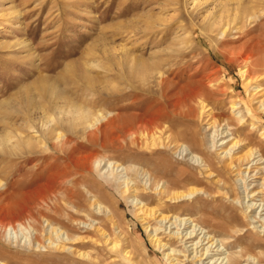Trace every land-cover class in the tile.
Listing matches in <instances>:
<instances>
[{"label": "rangeland", "instance_id": "rangeland-1", "mask_svg": "<svg viewBox=\"0 0 264 264\" xmlns=\"http://www.w3.org/2000/svg\"><path fill=\"white\" fill-rule=\"evenodd\" d=\"M196 1L0 0V264H172L167 249L185 250L176 238L193 226L148 218L146 230L140 201L195 221L196 230L215 236L223 257L236 254L234 264H264V203L256 198L251 208L246 194V187L262 190L264 171L210 177L200 159L234 139L245 152L264 149V75H240L245 58L264 44V0H201L194 7ZM243 6L254 12L245 25ZM221 18L238 28L226 43L201 26L217 30ZM248 30L250 37L236 39ZM150 65L177 83L168 98L131 88L132 75L141 78ZM198 82L216 94L203 99V113L193 97ZM55 101L84 107L89 121L59 125L48 108ZM189 103L191 116L174 115L159 133L161 144H146L151 139L139 130ZM36 109L44 116H30ZM209 112L223 115L216 129ZM236 128L244 132L231 135ZM156 184L201 193L175 204ZM154 229L165 250L151 241ZM66 233L74 240L63 244Z\"/></svg>", "mask_w": 264, "mask_h": 264}, {"label": "bare ground", "instance_id": "bare-ground-1", "mask_svg": "<svg viewBox=\"0 0 264 264\" xmlns=\"http://www.w3.org/2000/svg\"><path fill=\"white\" fill-rule=\"evenodd\" d=\"M203 3H204L203 1L197 0L194 7H197V5H201ZM248 7L249 6H243L244 10L243 11L241 10V13L243 15V17L241 18V21H242V23L244 22L243 23L244 25H245V21H243V19L248 20V18H251L252 16H254L253 10L249 9ZM238 10H239V8H238ZM174 17H175V15H174ZM233 21L234 20H232L231 22L233 23ZM222 24H223V20L221 18L219 21H216L214 24L216 26L217 30H213V28H212L213 24H210L209 26H205V25L204 26L201 25V26L203 28L204 33L210 35V33H216L217 32L216 38L218 39L220 37V38H222L224 43H226L225 38H227V36H230V34L235 32V30H237L238 28L232 27L231 24H223V25ZM252 33L253 32L249 31V30L244 31V36L238 37L236 39H238V41L246 39V38L250 37L252 35ZM262 38H263V36H262ZM260 41H262V39ZM244 48H247L249 50L250 46L246 43V44L242 45V49H244ZM255 50H256L257 55L247 56L245 58V66H244V68L241 69L240 75H242L243 77L246 76V80H248V79L249 80H257L260 76L264 75V44L262 45V42H259V45ZM151 66L152 65H150V67L148 66L149 67L148 71H147L148 73H146V75H144V76L142 75L143 77L141 76V78L137 79V77L135 78V76L132 75L133 76L132 81L130 79L131 88L141 89L144 92H149V93L150 92H156V93L160 94L161 98H162V96H163V98H168L170 96V93L172 92V90L177 88V83L171 79L165 78L164 77L165 73L163 71H161L160 69L156 68L155 66H152V67ZM259 83H256V91H259V92H257V95L264 92V90H263V92H262V90H260L262 87ZM198 84H199L198 90H197V92H195L193 94L194 95L193 97L195 100H198V104L200 106V108H199L200 113H203V111L207 110V109L205 110V107L207 105L204 104L203 99L204 100L205 99H212L213 97L215 99L216 94L213 91H211L209 86L205 85L203 82H198ZM182 89L179 91L183 92L184 90H182ZM262 98H264V94H262ZM44 101H46V99ZM59 103L60 102H58V101H55V103H48L49 104L48 108H49L50 112H52V115L55 117V120L59 125L63 126L65 124L66 125L68 124V127L73 129V127L76 125V123L78 121H84V122L89 121V117L91 114L84 107H79V106H76L75 104L71 105V106H66V105H60L61 103L60 104ZM233 109L238 110L239 104H236V103L233 104ZM260 109H262V111H264V99H263V101H261ZM39 110L36 109L35 110L36 112L33 114H30V116H33V118L35 116H37V117H35V119L40 118V116L43 117L45 113H43ZM177 114H180L182 116V118L191 116L193 114V109L190 106V103L186 104L179 111L174 112L172 116H169V115L168 116L165 115L164 117L160 116L157 118V120H155L154 123H152V124L150 123L151 124L150 126L146 125L147 126L146 128H142L141 130H139V132H140L139 134L142 136L143 139L144 138L145 139H147V138L151 139V141L149 143H146V142H143V143H146L149 146L161 144L159 133H162L163 131L165 132V128H164L165 125L167 123H172L174 115L177 116ZM239 114H240V112L238 113V115ZM207 116H209L210 121H212L210 126H212L215 129L218 128L217 126L220 125L221 121H224L223 115L216 116V115H213L212 113L209 112ZM187 119H190V118H187ZM53 120H52V122H53ZM243 120H244L243 117L242 118L240 117L239 123L241 124V122H243ZM171 125H173V124H171ZM233 125L236 126V124H233ZM230 126H231V124H230ZM47 131H49L50 133H53V131H50L49 129H47ZM243 132H244L243 129L236 128V129H234V133L231 135L239 136ZM224 133L226 134V131L221 132V134H224ZM221 134L217 135V137L220 136ZM227 136H229V135H226L225 137H227ZM261 136L264 139V133H262ZM174 137L171 136V138H170V140L173 142H174ZM223 139H221L222 142H223ZM230 141L231 142L225 143V146L227 145L225 148L224 147L220 148L221 153L218 154L217 156L213 155L211 153V151H208L207 153H204L200 157L201 162H202L201 166L203 165V167H204L203 169H205V173L207 176L211 177V175L214 174V176L221 177V176H223V174L226 171H230L232 173H235L236 176L238 177L240 175L243 176V174H245V175L248 173L252 174L255 171H260V170L264 171V168L259 167L260 165L264 164V162H263L264 161V149H259L258 151L249 150V151L245 152V149H246L245 144H242V142H240L239 140H236V139H234L233 141L232 140H230ZM8 143H10V142H8ZM8 143L6 141H3V145L8 144ZM197 143H198V141H197ZM261 143H262V140L259 141V145ZM216 146H217V143H215L213 147H216ZM239 154H241V155L239 156ZM196 158H198V157H196ZM263 182H264V179H263ZM126 183H127L126 187H128L129 190H132V193L135 194L134 197L136 198L138 190L134 186L129 187L131 182H129L128 179H126ZM223 184H226V181L223 180ZM170 186H172V185L170 184ZM261 188H262V190H260V191L258 189L254 190L255 188H253L249 193H247L248 189L246 187L247 197L248 198L250 197L251 198L250 201L252 202L250 204L251 208H256V205H257V204H255L256 198H262L261 202L264 203V194H263L264 183L261 185ZM261 188H259V189H261ZM155 190L159 191V193L158 192L157 193L162 198L167 199V200H169L175 204L180 203L183 200L189 199L190 197H192V195H195L198 192H200V190L197 189V190H190L189 193L187 192V194H185L183 192L173 191L171 188H167V187H162L161 189H159V186H157V184H156ZM202 191L208 195H210V193H211L210 189H206V188H203ZM135 200L138 201V199H135ZM240 201H241V199H240ZM136 203H138V202H136ZM136 205L139 206V211L142 212V221L146 224V228H145L146 230L149 226L148 225L149 223L146 220L148 218L155 219V221H158L161 224H162V222L164 223V221L165 222L168 221V223L169 222H174V223L180 222L182 224L183 223L187 224L188 222H190V225L193 226V230L184 236L178 235L179 233L177 234L176 232L173 233V235H172V236L178 235L176 239L177 240L180 239V242L185 243L184 244L185 248H183L185 250H183V251H177L175 249H171V247L168 248L167 246H169V245H167L160 237H158V234L156 233V232H158L159 229H154V234L152 233L151 238H150L151 241L157 247H159L161 249L163 248L165 250L166 247L168 248L167 250H169V253L166 255H167V257H169L171 259L172 264H183L184 261L191 262L192 264H205L204 261L206 259L209 260V263H207V264H234L232 262V258L236 254L235 255L233 254L232 257H230L229 255L226 257H223L222 254L226 253V251H224V249H222L221 244H218V240L215 238V236L211 232L205 231L202 228H197V230H196V227H198L199 225L194 224L195 221H191L190 218L180 219V217L176 216V215L169 216L170 214L166 215L165 213H162L164 211H161V213H160V210L150 209L149 206L147 205V203H145L143 201H140ZM248 207H249V204L245 208L248 209ZM258 207L259 208L262 207V209L264 211V204L263 205L261 204ZM96 208L99 209L100 205L97 204ZM170 224H173V223H170ZM192 226H190V227H192ZM54 230L57 231V229H54ZM97 230H98V232H100L101 228L97 227ZM59 234H61V232H59ZM61 240H63L62 242L64 244L67 242H71L74 239L71 238L66 233L65 239L62 238ZM48 243L50 245V244H52V241H50V239H49ZM61 244L60 245L57 244L55 246L57 248H61V250L62 249L65 250V248H64L65 246L64 245L62 246ZM187 244H191V245L187 246ZM112 245H113L114 249L117 246L116 243H112ZM177 253L183 254V255L179 254V257H182L184 259V261L180 260L178 257L174 258L172 256V255H178ZM251 257L252 256L250 255L249 259ZM190 258H191V260H190ZM261 262H262V260H261Z\"/></svg>", "mask_w": 264, "mask_h": 264}]
</instances>
